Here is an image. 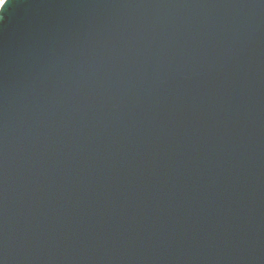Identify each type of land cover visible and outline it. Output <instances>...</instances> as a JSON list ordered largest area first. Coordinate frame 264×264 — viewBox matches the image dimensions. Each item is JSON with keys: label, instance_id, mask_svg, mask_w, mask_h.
I'll use <instances>...</instances> for the list:
<instances>
[{"label": "water", "instance_id": "95a60500", "mask_svg": "<svg viewBox=\"0 0 264 264\" xmlns=\"http://www.w3.org/2000/svg\"><path fill=\"white\" fill-rule=\"evenodd\" d=\"M0 2V264H264V0Z\"/></svg>", "mask_w": 264, "mask_h": 264}, {"label": "snow or ice", "instance_id": "6c2138e0", "mask_svg": "<svg viewBox=\"0 0 264 264\" xmlns=\"http://www.w3.org/2000/svg\"><path fill=\"white\" fill-rule=\"evenodd\" d=\"M7 0H5V3L3 4V8H5L6 6H7ZM0 10H2V9H0Z\"/></svg>", "mask_w": 264, "mask_h": 264}, {"label": "clouds", "instance_id": "9594fccd", "mask_svg": "<svg viewBox=\"0 0 264 264\" xmlns=\"http://www.w3.org/2000/svg\"><path fill=\"white\" fill-rule=\"evenodd\" d=\"M3 11V9L2 10H0V12H2Z\"/></svg>", "mask_w": 264, "mask_h": 264}, {"label": "rangeland", "instance_id": "374dc122", "mask_svg": "<svg viewBox=\"0 0 264 264\" xmlns=\"http://www.w3.org/2000/svg\"><path fill=\"white\" fill-rule=\"evenodd\" d=\"M2 0H0V2H1Z\"/></svg>", "mask_w": 264, "mask_h": 264}]
</instances>
